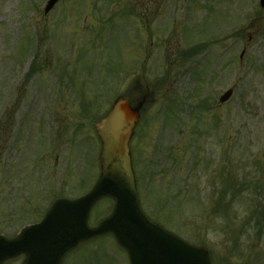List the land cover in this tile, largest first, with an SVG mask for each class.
Wrapping results in <instances>:
<instances>
[{"label":"rangeland","instance_id":"374dc122","mask_svg":"<svg viewBox=\"0 0 264 264\" xmlns=\"http://www.w3.org/2000/svg\"><path fill=\"white\" fill-rule=\"evenodd\" d=\"M46 1L0 0V235L15 236L55 199L76 197L95 181L94 124L123 95L133 105L144 101L131 148L136 171L149 164L150 184L143 188L141 178L139 186L147 215L189 243L205 242L216 263L264 264L259 1L61 0L44 16ZM197 45L198 53L184 58ZM190 70L199 74L193 79ZM229 89L231 99L220 105ZM168 100L176 105L163 129ZM225 171L236 186H251L235 192L234 199H246L229 204L226 218L211 210ZM111 208L100 202L89 224ZM254 209L259 234L247 222ZM64 264L128 261L105 236Z\"/></svg>","mask_w":264,"mask_h":264},{"label":"water","instance_id":"95a60500","mask_svg":"<svg viewBox=\"0 0 264 264\" xmlns=\"http://www.w3.org/2000/svg\"><path fill=\"white\" fill-rule=\"evenodd\" d=\"M58 0H50L48 13ZM264 10V0H260ZM228 91L220 98L224 103ZM144 101L131 107L128 98L116 99L106 117L96 125L101 143L100 175L83 197L56 201L43 220L8 240L0 236V264L25 255L22 264H61L81 243L112 235L128 255L129 264H212L204 247L192 246L154 224L142 213L135 190L129 142ZM114 201L112 213L89 228L92 207L101 199Z\"/></svg>","mask_w":264,"mask_h":264},{"label":"trees","instance_id":"16d2710c","mask_svg":"<svg viewBox=\"0 0 264 264\" xmlns=\"http://www.w3.org/2000/svg\"><path fill=\"white\" fill-rule=\"evenodd\" d=\"M230 189H231V191H232V195H233V197H234L235 192H236V189H234V188H230ZM226 192H229V188H225V189L222 190V193H226ZM233 192H234V194H233ZM255 226H258V221L255 222Z\"/></svg>","mask_w":264,"mask_h":264}]
</instances>
